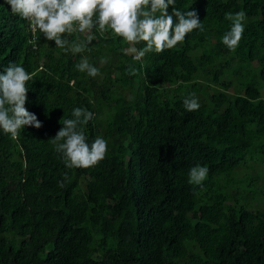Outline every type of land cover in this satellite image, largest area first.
<instances>
[{"label": "trees", "instance_id": "trees-1", "mask_svg": "<svg viewBox=\"0 0 264 264\" xmlns=\"http://www.w3.org/2000/svg\"><path fill=\"white\" fill-rule=\"evenodd\" d=\"M176 6L205 30L136 61L111 33L66 53L0 0V72L34 73L25 107L43 124L15 140L0 130V264H264V0ZM237 11L232 52L222 37ZM82 57L100 74L79 72ZM189 93L199 110L185 109ZM75 107L94 113L87 142L108 141L90 168H66L51 143ZM197 164L203 187L189 183Z\"/></svg>", "mask_w": 264, "mask_h": 264}, {"label": "clouds", "instance_id": "clouds-1", "mask_svg": "<svg viewBox=\"0 0 264 264\" xmlns=\"http://www.w3.org/2000/svg\"><path fill=\"white\" fill-rule=\"evenodd\" d=\"M11 12L29 22L32 32L39 31L48 41H54L55 47L73 54L90 50L89 46L96 38V32L111 33L129 47L125 54H132L136 61L146 54L161 53L165 49L176 48L183 44L187 35L204 26L195 9L181 11L177 0H6ZM171 6V11L169 8ZM245 11L227 12L225 19L231 26L222 37V43L228 50L235 52L245 31ZM95 30V31H94ZM86 34L83 41L79 37L70 41L65 34ZM137 45H142L137 48ZM81 73L90 77L100 74L99 68L82 57L75 65ZM131 75L135 74L133 70ZM34 80V73L15 61H10L0 72V130L18 139L25 125L39 129L42 121L30 112L25 103L28 99V81ZM183 105L189 112L201 107L195 93H189L183 99ZM73 118L65 119L63 127L51 139L54 150L64 159L65 167L90 168L102 161L108 152V141L97 136L90 144L82 125L93 119L94 113L85 108L72 109ZM209 169L197 164L190 168V184L203 187ZM69 177L63 174L58 186H66Z\"/></svg>", "mask_w": 264, "mask_h": 264}]
</instances>
